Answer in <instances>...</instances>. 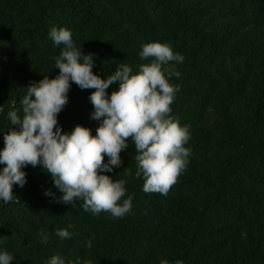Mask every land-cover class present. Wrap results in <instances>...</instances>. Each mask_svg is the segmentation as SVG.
I'll list each match as a JSON object with an SVG mask.
<instances>
[{
	"label": "trees",
	"instance_id": "16d2710c",
	"mask_svg": "<svg viewBox=\"0 0 264 264\" xmlns=\"http://www.w3.org/2000/svg\"><path fill=\"white\" fill-rule=\"evenodd\" d=\"M53 26L94 54L101 78L121 63L133 73L149 63L139 56L144 43L182 54L171 108L189 127L191 155L167 196L146 194L129 138L122 164L103 173L126 181L132 210L121 218L93 215L81 200L57 202L62 193L50 174L24 167L27 182L13 186L14 202L0 201V251L13 255L11 264H47L57 254L66 264H264V0H0V150L14 127L8 112L22 114L27 87L59 73L54 57L64 46L49 38ZM92 91L72 84L58 115L64 132L79 124L95 135ZM69 224L71 238L59 239L56 230Z\"/></svg>",
	"mask_w": 264,
	"mask_h": 264
},
{
	"label": "clouds",
	"instance_id": "9594fccd",
	"mask_svg": "<svg viewBox=\"0 0 264 264\" xmlns=\"http://www.w3.org/2000/svg\"><path fill=\"white\" fill-rule=\"evenodd\" d=\"M48 36L56 46H64L54 57L59 73L54 78L44 76L27 87L20 101L22 114L8 112L14 127L4 134L0 150V165H4L0 170V201L14 202L13 186L23 188L27 182L24 167L41 166L62 193L57 202L73 206L81 200L83 209L93 215L107 212L121 218L132 210V197L124 199L126 181L103 173L122 164L120 154L129 147V138L135 146V175L143 179L142 190L167 196L186 171L191 155V149L185 146L191 138L189 127L180 124L171 108L179 85L170 79L181 75L175 64L183 63L185 57L168 43L148 42L141 46L139 56L150 62L141 64L136 73L121 63L114 73L101 78L93 72L94 54L85 55L74 44L71 30L53 26ZM73 83L81 90L94 89L89 97L94 108L91 119L100 121L95 135L79 124L70 133L59 126L58 115L68 103ZM113 84H118V89L109 95L106 90ZM126 175H131L130 169H126ZM45 195L54 196L51 190ZM73 227L69 224L57 229L55 235L61 240L70 239L69 229ZM39 235L41 243H48V234L41 231ZM4 239L6 236L0 237V243ZM13 260L8 251H0V264H11ZM47 264L66 261L57 254ZM159 264L170 261L160 259ZM174 264L184 262L177 259Z\"/></svg>",
	"mask_w": 264,
	"mask_h": 264
}]
</instances>
